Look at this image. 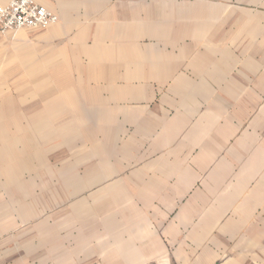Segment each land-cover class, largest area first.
Listing matches in <instances>:
<instances>
[{
    "label": "crops",
    "instance_id": "1",
    "mask_svg": "<svg viewBox=\"0 0 264 264\" xmlns=\"http://www.w3.org/2000/svg\"><path fill=\"white\" fill-rule=\"evenodd\" d=\"M34 1L58 22L0 35V264H264V0ZM61 131L81 171L21 173Z\"/></svg>",
    "mask_w": 264,
    "mask_h": 264
},
{
    "label": "rangeland",
    "instance_id": "2",
    "mask_svg": "<svg viewBox=\"0 0 264 264\" xmlns=\"http://www.w3.org/2000/svg\"><path fill=\"white\" fill-rule=\"evenodd\" d=\"M49 28V27H48ZM48 28L41 29L43 32L44 30H47ZM41 31V32H42ZM16 31H6L4 33H0V35L4 36L8 33H14ZM23 32V31H21ZM40 33V32H39ZM32 34V33H26L25 38H21V50L25 49V47H28V45L37 44V41L41 39L42 37ZM39 42V41H38ZM21 71H23L21 69ZM77 88V87H76ZM13 95H10L11 97L15 96V93L11 92ZM49 84L47 83H34V82H28L25 84H21V126H26L27 128H30V130H27L25 133H22L25 135L27 139V143H21V151L27 150V153L30 151L31 153L35 152V147H32V143H28L31 140H34V126L39 121V115L36 114L39 113V104L35 101L34 95H49ZM15 99V98H13ZM14 109L17 113L18 111V104L15 99L14 103ZM17 105V106H16ZM70 105H68V108ZM66 108V106H65ZM70 115H66L63 113V115L58 116L57 120L58 123L66 124L67 117H70L71 123H73V128H76L77 126H80L82 116V108L80 106L79 101H74L71 104V107L69 109ZM47 117L46 119H48ZM38 119V120H37ZM69 120V119H68ZM12 122V120H11ZM15 122V121H14ZM69 124V123H68ZM69 127H72L71 124H69ZM42 135L49 136V132L43 131L41 133ZM67 135V137H65ZM85 141L81 138V132L73 131V132H58V141H48V145L46 147H42L41 152L36 150V153H38V156H32L21 157V173L26 174H33L36 173L34 171L40 172V173H49V172H66V171H81V163L79 162L80 156H82V147L85 144ZM87 143V140H86ZM24 145V146H23ZM23 146V147H22ZM46 148V149H45ZM40 153V154H39ZM92 152L91 149V154ZM48 183V180L42 179V186L44 187L45 184ZM60 184V183H59Z\"/></svg>",
    "mask_w": 264,
    "mask_h": 264
},
{
    "label": "built area",
    "instance_id": "3",
    "mask_svg": "<svg viewBox=\"0 0 264 264\" xmlns=\"http://www.w3.org/2000/svg\"><path fill=\"white\" fill-rule=\"evenodd\" d=\"M58 22V16L34 0H9L0 4V33L20 28H46Z\"/></svg>",
    "mask_w": 264,
    "mask_h": 264
}]
</instances>
